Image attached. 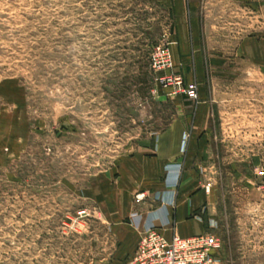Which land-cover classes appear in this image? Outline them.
<instances>
[{"label": "rangeland", "instance_id": "374dc122", "mask_svg": "<svg viewBox=\"0 0 264 264\" xmlns=\"http://www.w3.org/2000/svg\"><path fill=\"white\" fill-rule=\"evenodd\" d=\"M177 49L210 106L187 165L207 231L221 264H264V0H0V264H131L121 168L178 120L193 143Z\"/></svg>", "mask_w": 264, "mask_h": 264}, {"label": "crops", "instance_id": "0c3cea01", "mask_svg": "<svg viewBox=\"0 0 264 264\" xmlns=\"http://www.w3.org/2000/svg\"><path fill=\"white\" fill-rule=\"evenodd\" d=\"M187 52L180 53L178 49L174 50L173 58L176 64L182 67V74L187 77L188 81H192V78L196 76L193 72L191 59L186 56ZM202 86L199 83L200 100L190 126L193 143L189 144L187 154L184 153L182 145L188 126L183 120H178L162 133L158 141L153 142L146 152L136 153L128 158L120 170V184L123 186L125 194L133 195L136 192H141L147 195L145 201L136 204L141 227L146 223L154 222L158 230L168 238L174 232L182 237L203 234L209 229L210 219L213 216L212 194L206 191L205 185L188 170L187 166L190 159L188 154L196 146L194 135L198 131L199 133L206 131L210 123V106L203 96ZM169 164L182 165L178 186L173 187L171 184H169L170 187L168 186L166 178ZM173 190L176 193L173 205H162L161 202L154 199L157 193L166 192L170 196V192L174 194ZM126 210L130 212L132 207H126ZM127 225L131 227V224ZM134 230H132L134 251L130 256L131 259L141 240V229L138 231L134 228Z\"/></svg>", "mask_w": 264, "mask_h": 264}, {"label": "built area", "instance_id": "2783aa9c", "mask_svg": "<svg viewBox=\"0 0 264 264\" xmlns=\"http://www.w3.org/2000/svg\"><path fill=\"white\" fill-rule=\"evenodd\" d=\"M154 67L162 70L173 68L172 57L166 47L158 48V54L154 57ZM165 85H175L183 95L190 101H199V84L197 81H185L182 76L173 73L162 79ZM167 183L178 186L182 174L181 164H169L167 166ZM209 186L207 191H209ZM174 191V190H173ZM170 192V191H169ZM170 196L164 193H157L155 200L162 205L175 204V191ZM147 195L141 193L136 195V204L145 201ZM134 218H139L135 212ZM211 221V226L215 225ZM140 243L131 259V264H221V257L218 250L221 249V239L218 233L205 232L200 235L182 237L176 232L171 237L162 234L156 223L150 222L144 225L141 232Z\"/></svg>", "mask_w": 264, "mask_h": 264}, {"label": "trees", "instance_id": "16d2710c", "mask_svg": "<svg viewBox=\"0 0 264 264\" xmlns=\"http://www.w3.org/2000/svg\"><path fill=\"white\" fill-rule=\"evenodd\" d=\"M186 97V96H185Z\"/></svg>", "mask_w": 264, "mask_h": 264}]
</instances>
